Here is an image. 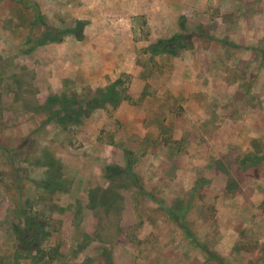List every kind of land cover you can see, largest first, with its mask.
Wrapping results in <instances>:
<instances>
[{
  "label": "rangeland",
  "instance_id": "rangeland-1",
  "mask_svg": "<svg viewBox=\"0 0 264 264\" xmlns=\"http://www.w3.org/2000/svg\"><path fill=\"white\" fill-rule=\"evenodd\" d=\"M0 264H264V0H0Z\"/></svg>",
  "mask_w": 264,
  "mask_h": 264
},
{
  "label": "trees",
  "instance_id": "trees-1",
  "mask_svg": "<svg viewBox=\"0 0 264 264\" xmlns=\"http://www.w3.org/2000/svg\"><path fill=\"white\" fill-rule=\"evenodd\" d=\"M88 22L83 19H77L74 27H49L43 31L37 40L30 45L28 52H32L40 45L48 43H60L66 36L73 34L78 40L84 39V28ZM178 36L171 38H159L157 41L151 43L148 46V50L151 54L171 53L177 54L182 48H190L191 46L186 42L184 45H179L178 49L173 44L176 43ZM182 37V36H179ZM183 39V37H182ZM183 41V40H182ZM121 95L117 90V84L111 83L104 88L92 89L88 88L80 93H52L46 96V98L37 104L34 108L35 112H48L49 120H55L62 128H66L72 125H77L82 122L83 117H87L90 113L98 108H105L108 104L117 106L121 100ZM113 169L117 167L107 166L106 169ZM130 175L132 170L129 169ZM28 218L26 220L28 227L33 228L35 220ZM19 241H26L25 230H21L18 226H14ZM32 239H35L33 234Z\"/></svg>",
  "mask_w": 264,
  "mask_h": 264
},
{
  "label": "crops",
  "instance_id": "crops-1",
  "mask_svg": "<svg viewBox=\"0 0 264 264\" xmlns=\"http://www.w3.org/2000/svg\"><path fill=\"white\" fill-rule=\"evenodd\" d=\"M112 12H116L114 9H112ZM123 19V18H122ZM113 67H116L115 65Z\"/></svg>",
  "mask_w": 264,
  "mask_h": 264
}]
</instances>
